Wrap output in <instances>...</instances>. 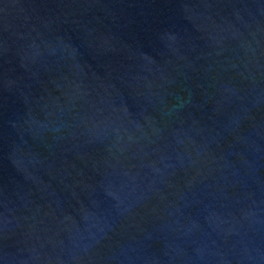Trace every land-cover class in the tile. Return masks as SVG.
<instances>
[{
    "label": "water",
    "instance_id": "1",
    "mask_svg": "<svg viewBox=\"0 0 264 264\" xmlns=\"http://www.w3.org/2000/svg\"><path fill=\"white\" fill-rule=\"evenodd\" d=\"M0 264H264V0H0Z\"/></svg>",
    "mask_w": 264,
    "mask_h": 264
}]
</instances>
